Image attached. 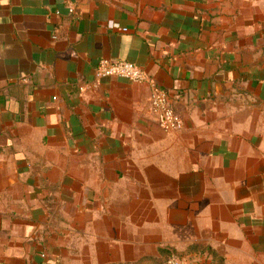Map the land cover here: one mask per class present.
Wrapping results in <instances>:
<instances>
[{
  "label": "crops",
  "instance_id": "crops-1",
  "mask_svg": "<svg viewBox=\"0 0 264 264\" xmlns=\"http://www.w3.org/2000/svg\"><path fill=\"white\" fill-rule=\"evenodd\" d=\"M101 58L139 64L183 127ZM69 206L90 264L124 262L131 222L264 264V0H0V261L56 264Z\"/></svg>",
  "mask_w": 264,
  "mask_h": 264
},
{
  "label": "rangeland",
  "instance_id": "rangeland-1",
  "mask_svg": "<svg viewBox=\"0 0 264 264\" xmlns=\"http://www.w3.org/2000/svg\"><path fill=\"white\" fill-rule=\"evenodd\" d=\"M75 213L76 210L73 206L66 207V216L62 222V252L61 256L57 257L56 264H90L89 253L82 254L83 259L78 253L80 248L78 247V239L75 236ZM116 224L122 227V223ZM124 233L126 238L129 237L131 246L129 253L125 248L124 262L120 264H167V261L172 257L181 259L184 264H225L226 255L214 252V249L210 246L214 243L190 242L186 237V231L180 230L177 226L171 229L169 222H150L146 224L131 222L129 229H124ZM244 240L253 239L249 237ZM258 247L264 249V237L258 238ZM228 255L232 257L233 261L249 262L252 259L253 261L256 260L249 253ZM117 256L115 254L116 259H118ZM259 256V261L264 262V254ZM40 258L44 259L43 256H40ZM0 264L8 263L0 261Z\"/></svg>",
  "mask_w": 264,
  "mask_h": 264
},
{
  "label": "built area",
  "instance_id": "built-area-1",
  "mask_svg": "<svg viewBox=\"0 0 264 264\" xmlns=\"http://www.w3.org/2000/svg\"><path fill=\"white\" fill-rule=\"evenodd\" d=\"M109 26L120 27L117 23H109ZM122 29L126 30V28ZM110 77H118L134 83L150 82L152 112L160 127L166 131H176L183 127V121L172 104L169 91L149 78L139 64L129 60L101 58L96 68V78L100 81ZM167 264H184V262L177 257H172Z\"/></svg>",
  "mask_w": 264,
  "mask_h": 264
}]
</instances>
